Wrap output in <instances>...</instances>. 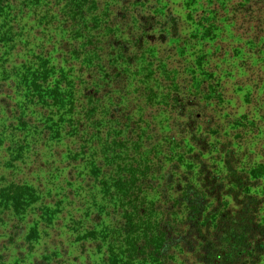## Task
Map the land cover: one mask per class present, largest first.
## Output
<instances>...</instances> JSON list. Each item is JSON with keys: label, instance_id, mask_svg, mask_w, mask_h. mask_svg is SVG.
Returning <instances> with one entry per match:
<instances>
[{"label": "trees", "instance_id": "trees-1", "mask_svg": "<svg viewBox=\"0 0 264 264\" xmlns=\"http://www.w3.org/2000/svg\"><path fill=\"white\" fill-rule=\"evenodd\" d=\"M170 1L0 0L7 242L53 217L18 173L54 157L106 264H264V0Z\"/></svg>", "mask_w": 264, "mask_h": 264}, {"label": "rangeland", "instance_id": "rangeland-1", "mask_svg": "<svg viewBox=\"0 0 264 264\" xmlns=\"http://www.w3.org/2000/svg\"><path fill=\"white\" fill-rule=\"evenodd\" d=\"M212 1L214 0H172L170 7L181 18V22H184L189 15L199 13L191 11L197 10L202 3L206 4L205 8L208 10ZM184 24L189 25L185 22ZM185 30L187 33L189 28ZM245 42V39L239 41L234 39L231 45L234 47L243 45L245 49L250 48L251 44L245 45ZM213 44L214 42L210 45ZM221 44L222 42H217V46ZM205 50L209 51L208 48ZM252 83L255 84L254 78ZM262 92L264 99V89ZM236 95L240 97V101L243 100L242 94L236 93ZM160 123L164 127V122ZM249 147L251 151H254V148H260L256 143L250 144ZM55 159L54 157L43 158L41 162L45 165L39 170L30 166L20 167L18 178L31 180L37 186L45 198L44 204L53 211V217L50 222L40 227L24 228V235L15 238L13 242H7L9 227H1L0 243L3 246L0 249V264H106L107 246L109 243L114 245L117 243L118 233H114V227L92 226L90 220L96 214L90 208L93 198L89 197V194L86 197L83 192H75V188L67 187V182L62 176L55 177L58 175L54 172L55 169L59 171L58 162ZM70 189L74 191V194L69 195ZM57 204L60 205L57 206ZM36 206H39V203ZM30 219H37V217L35 215ZM30 229H36V236L29 234ZM26 236H33V238L26 241Z\"/></svg>", "mask_w": 264, "mask_h": 264}]
</instances>
